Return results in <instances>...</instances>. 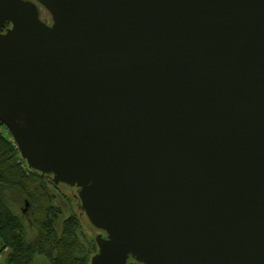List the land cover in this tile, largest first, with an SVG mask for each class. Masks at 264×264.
<instances>
[{
    "label": "water",
    "instance_id": "obj_1",
    "mask_svg": "<svg viewBox=\"0 0 264 264\" xmlns=\"http://www.w3.org/2000/svg\"><path fill=\"white\" fill-rule=\"evenodd\" d=\"M0 121L88 264H264V0H0Z\"/></svg>",
    "mask_w": 264,
    "mask_h": 264
},
{
    "label": "trees",
    "instance_id": "obj_2",
    "mask_svg": "<svg viewBox=\"0 0 264 264\" xmlns=\"http://www.w3.org/2000/svg\"><path fill=\"white\" fill-rule=\"evenodd\" d=\"M42 17L50 21L45 11ZM74 193V187L31 169L0 121V264H88L100 231L80 211ZM59 195L70 207L57 204Z\"/></svg>",
    "mask_w": 264,
    "mask_h": 264
},
{
    "label": "rangeland",
    "instance_id": "obj_3",
    "mask_svg": "<svg viewBox=\"0 0 264 264\" xmlns=\"http://www.w3.org/2000/svg\"><path fill=\"white\" fill-rule=\"evenodd\" d=\"M65 192H66V190H65ZM66 193H68V194H70V192H66ZM57 204H59V205H66V206H68V207H70V204H69V202H68V200L67 199H60V195L58 196V198H57ZM16 209V211L17 212H20L21 210L18 208V207H16L15 208ZM30 235L32 234V232L30 231V233H29ZM37 264H47L46 262H44L42 259H39L38 260V262H37Z\"/></svg>",
    "mask_w": 264,
    "mask_h": 264
},
{
    "label": "flooded vegetation",
    "instance_id": "obj_4",
    "mask_svg": "<svg viewBox=\"0 0 264 264\" xmlns=\"http://www.w3.org/2000/svg\"><path fill=\"white\" fill-rule=\"evenodd\" d=\"M99 233H97V235H98ZM105 236V235H104Z\"/></svg>",
    "mask_w": 264,
    "mask_h": 264
}]
</instances>
